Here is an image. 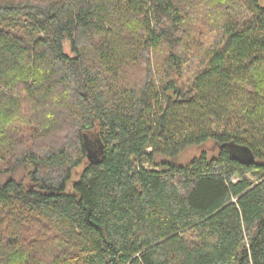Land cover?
<instances>
[{"label":"trees","instance_id":"obj_1","mask_svg":"<svg viewBox=\"0 0 264 264\" xmlns=\"http://www.w3.org/2000/svg\"><path fill=\"white\" fill-rule=\"evenodd\" d=\"M231 1L0 0V264H264V0Z\"/></svg>","mask_w":264,"mask_h":264},{"label":"rangeland","instance_id":"obj_2","mask_svg":"<svg viewBox=\"0 0 264 264\" xmlns=\"http://www.w3.org/2000/svg\"><path fill=\"white\" fill-rule=\"evenodd\" d=\"M229 12L232 15L239 17L241 20H247L248 18H250L249 17L250 15H249V13H248V11L246 9V6H245V4H244V2L242 0H232L230 2ZM202 152H205L209 157L212 158V157H214V156H216L218 154L219 148L216 146L215 143L210 142L207 145H205L204 147L189 149L184 154L183 163L189 162L194 157L199 156ZM85 165H86V162L84 163V165H82L81 167L76 169V171L74 172L73 179H72V181L70 182V185H69L68 193L70 192L73 183L80 179V177H81V175H82V173L84 171ZM27 176L28 175H27V172L25 170H20V171H18L15 174L14 177H15L16 180L24 181L28 186H30ZM8 179H10L9 175L1 177L2 181H6Z\"/></svg>","mask_w":264,"mask_h":264},{"label":"water","instance_id":"obj_3","mask_svg":"<svg viewBox=\"0 0 264 264\" xmlns=\"http://www.w3.org/2000/svg\"><path fill=\"white\" fill-rule=\"evenodd\" d=\"M90 160H92L91 157H90Z\"/></svg>","mask_w":264,"mask_h":264}]
</instances>
